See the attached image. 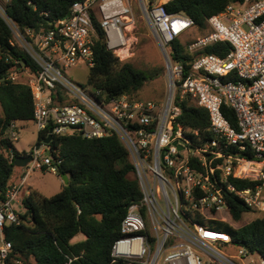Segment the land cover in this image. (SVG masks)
Segmentation results:
<instances>
[{
  "label": "built area",
  "instance_id": "1",
  "mask_svg": "<svg viewBox=\"0 0 264 264\" xmlns=\"http://www.w3.org/2000/svg\"><path fill=\"white\" fill-rule=\"evenodd\" d=\"M140 6L164 53L169 81L164 102L131 99L127 94L108 97L101 89L78 85L64 73L79 61L94 66V18L105 32L108 48L126 58L127 28L135 22L131 0H77L69 15L53 27L39 32L28 29L27 35L9 18L0 0V14L14 31L12 43L38 66L34 73L13 58L20 66L8 78L29 85L38 133L118 135L127 147L142 199L131 204L122 219L120 236L112 245L113 260L264 264L263 256L256 257L244 246L234 254L218 248L231 244V236L207 223L211 213L229 210L232 194L264 215V0L229 3L209 17L210 30L186 45L194 55L188 70L173 57L170 43L194 26L193 19L168 12L161 2ZM220 41L231 44L224 56L199 53ZM187 95L207 108L215 138L195 140L176 122L182 111L176 98ZM224 105L235 110L238 129L224 115ZM18 130V120H12L4 135L14 143ZM46 149L50 147L45 140L34 145L25 173L0 200L1 230L6 222H19L14 203L28 175L35 170L57 172L55 159ZM247 150L252 156L240 152ZM8 155L15 160L12 150ZM231 178L248 180L250 185L239 187ZM11 247L2 239L0 264H7Z\"/></svg>",
  "mask_w": 264,
  "mask_h": 264
},
{
  "label": "trees",
  "instance_id": "2",
  "mask_svg": "<svg viewBox=\"0 0 264 264\" xmlns=\"http://www.w3.org/2000/svg\"><path fill=\"white\" fill-rule=\"evenodd\" d=\"M77 0H3L6 14L25 35L53 27L66 17ZM245 0H168L164 3L170 13H182L191 17L194 27L206 29L208 19L222 11L229 3ZM151 5V2H150ZM95 64L89 68L85 86L101 89L108 97L127 94L138 99L137 94L153 75L137 68L130 61L120 59L106 43L105 32L94 18ZM14 31L7 19L0 14V200L13 184L12 173L16 167L8 152L21 153L4 134L12 120H32L33 96L29 85L14 81L8 75L18 70L13 58L26 60L28 68L36 73L37 64L21 47L12 43ZM181 37L170 43L171 54L190 68L194 55L190 54ZM231 50L229 42L220 41L205 47L199 53H215L224 56ZM176 103L181 113L176 122L182 124L187 136L212 139L207 108L187 95L179 96ZM224 115L238 129L236 112L224 105ZM198 131V134L195 133ZM46 136L39 132L37 144ZM57 173L68 174L74 179L50 196L31 190L22 198V211H17L19 222H6L3 237L12 245L5 259L7 264H135L127 260H113L112 245L120 236L121 222L131 204L142 199L139 180L134 172L130 154L118 135L102 138L84 137L79 132L55 135L50 143ZM243 155L252 153L240 151ZM239 187L250 185L248 180L231 178ZM231 217L240 221L243 214L252 211L238 196L228 197ZM217 212H214L216 214ZM208 225L228 233L231 244L246 247L249 253L264 257V215L235 227L227 221L212 218ZM82 236L81 239H75Z\"/></svg>",
  "mask_w": 264,
  "mask_h": 264
},
{
  "label": "rangeland",
  "instance_id": "3",
  "mask_svg": "<svg viewBox=\"0 0 264 264\" xmlns=\"http://www.w3.org/2000/svg\"><path fill=\"white\" fill-rule=\"evenodd\" d=\"M161 1L162 0H131L135 22L128 32L130 47L129 51L126 52V58L123 59L130 61L137 68L145 70L149 75H153L137 94V98L142 100H152L158 103L164 102L168 93L169 81L165 65V57L163 50L157 41L156 35L143 16L140 5L148 6L150 5V2L151 4H156ZM209 30L210 26L206 29H200L193 26L182 35L181 39L185 43L193 41L196 37L206 34ZM64 73L78 85L85 86L88 81L89 67L84 61H79L76 65L65 70ZM1 112L2 107L0 104V113ZM18 129V139L15 140L14 145L19 152L29 153L37 143L39 135L38 130L32 120H18ZM18 171L19 168L16 166L12 173V179L17 178ZM24 173L25 170L23 169L22 175ZM63 185V180L57 172H52L48 169L40 171L35 170L28 175L26 184L21 189L18 197V202L20 201V204L15 202L14 206L23 210L21 200L27 195L28 190H38L43 195L50 196L59 192L63 188ZM259 215H261V213L252 210L244 213L240 221H236L231 217L228 210L219 211L216 214H210L213 218L227 221L235 227L249 222ZM192 216L196 219L200 218L197 214H192ZM1 243L2 237L0 234V244ZM217 247L221 248L228 254H234L237 252L236 246L232 244L223 246L218 245ZM255 256L257 257L258 254H255Z\"/></svg>",
  "mask_w": 264,
  "mask_h": 264
},
{
  "label": "water",
  "instance_id": "4",
  "mask_svg": "<svg viewBox=\"0 0 264 264\" xmlns=\"http://www.w3.org/2000/svg\"><path fill=\"white\" fill-rule=\"evenodd\" d=\"M69 15V13L67 14ZM159 43V42H158ZM160 45V43H159ZM161 49H162V46L160 45ZM22 64H26V60H23L21 62ZM20 65H18L19 67ZM53 138V134L50 133L46 138H45V143L48 144L50 143V141L52 140ZM46 154H52L51 150L50 149H46ZM32 159V155L30 153H26V154H20L18 156L15 157V164L17 166H20V167H24L30 160ZM61 178L64 182V184H68L71 180L74 179L73 176H70L68 174H62L61 175Z\"/></svg>",
  "mask_w": 264,
  "mask_h": 264
},
{
  "label": "crops",
  "instance_id": "5",
  "mask_svg": "<svg viewBox=\"0 0 264 264\" xmlns=\"http://www.w3.org/2000/svg\"><path fill=\"white\" fill-rule=\"evenodd\" d=\"M166 1H168V0H162L161 2L162 3H165ZM2 113V112H1ZM17 166V165H16ZM18 168H19V171H18V175H17V178H15V179H13V183H16V182H18L19 180H20V178H21V175H22V172H23V167H20V166H17ZM64 183V182H63ZM31 190H28L27 191V194L30 192ZM38 191V190H37ZM19 204H20V201L18 202ZM21 203H22V200H21ZM15 208H17V210L16 211H22V209H19L17 206L15 207ZM0 234H1V237H2V239H4V237H3V233H2V230L0 229ZM82 238V236H79V237H77L76 238V240L77 239H81Z\"/></svg>",
  "mask_w": 264,
  "mask_h": 264
},
{
  "label": "bare ground",
  "instance_id": "6",
  "mask_svg": "<svg viewBox=\"0 0 264 264\" xmlns=\"http://www.w3.org/2000/svg\"><path fill=\"white\" fill-rule=\"evenodd\" d=\"M132 28V26L130 25L127 29L130 30Z\"/></svg>",
  "mask_w": 264,
  "mask_h": 264
}]
</instances>
